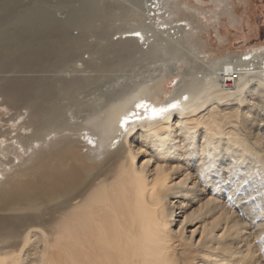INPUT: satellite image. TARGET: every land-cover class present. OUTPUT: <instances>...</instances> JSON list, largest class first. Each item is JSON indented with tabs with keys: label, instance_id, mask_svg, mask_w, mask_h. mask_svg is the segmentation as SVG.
Wrapping results in <instances>:
<instances>
[{
	"label": "bare ground",
	"instance_id": "bare-ground-1",
	"mask_svg": "<svg viewBox=\"0 0 264 264\" xmlns=\"http://www.w3.org/2000/svg\"><path fill=\"white\" fill-rule=\"evenodd\" d=\"M47 1L0 0V70L42 73L0 88L11 105L30 109L26 116L1 104L0 264H264V215L250 219L234 202L264 174V45L217 59L216 50L194 48L203 65L196 60L200 68L166 100V82L150 79L100 109L86 104L83 123L62 103L98 81L76 75L96 50L88 45L84 57L73 29H97L118 14L97 51L112 59L96 67L122 68L203 29L222 46L224 25L240 30L246 21L254 34L247 16L234 14L236 0H60L70 7L63 19ZM163 11L167 24L178 23L174 34L158 21ZM57 69L71 79L45 74Z\"/></svg>",
	"mask_w": 264,
	"mask_h": 264
},
{
	"label": "rangeland",
	"instance_id": "rangeland-1",
	"mask_svg": "<svg viewBox=\"0 0 264 264\" xmlns=\"http://www.w3.org/2000/svg\"><path fill=\"white\" fill-rule=\"evenodd\" d=\"M188 1L193 2V0H188ZM38 2L39 0H23V3L26 6L36 5ZM235 3H236L237 8L234 11V14L240 17L239 21H241V19L243 18L242 16H244L245 19L247 16V19L249 20L250 24L258 28L257 32L252 27L254 34L250 33V30L248 29L249 27L247 26L246 21L244 22L240 30H239L240 26L237 24L236 26L238 29L233 27L232 28L233 30L230 31L228 29L229 31L228 32V31H225L223 27L229 26V25L228 24L224 25L223 27H220L221 28L220 30L222 31L224 35H226L227 40L229 41L225 42L224 46H222V45H219L220 43L218 39L216 38L213 29H210V30L203 29L200 35L198 36L192 35L189 39L190 43H188L189 42L188 41L187 43L181 45L180 48L175 47L174 45L173 46L164 45L163 47L158 48V50L155 51V53L152 55L147 54L146 57H141L139 56V54H137L136 58H134L133 61L129 62L127 65H125L122 68H113L114 66H108L104 68L96 67V66H101L103 64H106L107 60L109 61L112 59L111 56H109V58H104L99 53H97V51L102 49V45H106L107 39L110 37V32L112 31L111 28L113 27L114 21L117 24L120 23L118 21L120 17L118 14L116 15V13H114L115 14L114 15L112 13L111 17L103 19L102 22L100 21L99 27L97 29L95 28H93L92 30L91 29L81 30L78 28L73 29L72 34L74 36H82L85 41V44L83 46V51H82V54L84 55V57L87 58L91 56L88 45H92V47H95L94 50H96V53H94L93 56L97 58V59L95 58V63H93L92 65L91 64L86 65V67L87 66L88 67L85 70H83V68L81 67V69H79V72L76 73V75H78L79 77H89V76L93 77L94 76L98 79V81H97V84H92L90 86L77 88L76 91L73 93L74 95L72 98L63 96L62 103L64 106H66L69 116L72 114V116H75L77 118L76 120L83 123V120L89 115V113L86 110H84V106L86 104L91 107L94 106L95 108L100 109L102 105H104L105 103H108V101H110L111 99L116 98V96L117 97L121 96L122 95L121 93H123L124 95L125 93L133 92L139 84L148 82L150 79H153L155 82L156 81L163 82V83L166 82V84L164 85V87L166 88L165 95L163 96L162 94L160 97L161 99L166 100L165 99L166 95L171 96L173 94V91L174 89L177 88L176 85L179 82L181 77H183V79L188 78L187 80H190V72L193 73V71L196 70V68H200L202 63L193 54L194 48L197 49V51L199 52H209V51L215 52L216 50L215 55L212 56V59H217L218 57L219 58L227 57L228 55L231 57L240 55L244 53L246 50L248 52L253 47L264 45V0H248L247 4H245L243 1H241V3L238 4V1L236 0ZM45 5L47 6V8L49 7L48 9L50 11L52 12L54 11L53 12L54 15L60 19L66 18L70 14V7L68 3L66 2H63L60 0H49L45 3ZM73 6L78 8L80 6V3L78 1H75L73 3ZM226 13H228V11H226ZM183 15L192 17L190 13H186V12ZM230 19H231V16L226 15L222 19V21L229 23ZM245 36L247 37V39H245ZM115 37L116 35L114 36V38ZM143 52L148 53V51H144V50ZM86 60H89V58ZM196 60L199 62L200 66H198V62ZM222 65H224L222 62L218 63V66L214 68L215 71L218 72V75H221L220 71H221ZM192 69L194 70L191 71ZM62 70L63 69H57L55 71L47 72L45 74L49 76H55L57 78L63 77V78L71 79V77H68L66 73H64ZM41 74L42 73L36 72V71L18 73L16 71L7 72L6 70H0V88L4 85V83L9 78H12L15 76H25V77L39 76ZM74 77L75 76H72V79ZM173 95L175 96V94ZM7 98L8 97L6 95H4L3 93H0V120L3 118V114H4V111H3L4 106H1V104H6V106L10 107V109H12V113H16V112L26 113L27 112L26 116H28V114L30 113V109L27 103L20 102V103H17V104L15 103L11 105V103L9 102ZM80 104L83 105L82 109H79ZM51 138L55 139L56 137L52 135ZM87 138L88 137H85L84 139V137H82V139L85 140L84 141L85 143L83 145L90 144V146L93 147V143H91L92 141L90 142ZM87 150H88L87 147L83 148V153L86 154ZM28 156H31V153H28L27 155L23 157L25 159L24 160L25 163H27L28 161ZM101 158L102 157H100L98 161L101 160ZM141 163L142 162H140V164ZM21 170H23V167H19V166L13 169V171H16V172H19ZM22 179L27 180L28 177L22 178ZM257 179L259 180H257L256 183H254L253 185L249 187L251 190L248 189L243 195V197L239 199L240 201L239 200L234 201L235 205L239 208L241 207V209L245 212L246 216L250 219L264 215V200H263L264 199V174L263 175L260 174L259 178ZM257 193L260 196H258ZM250 196L252 197L250 198ZM251 205H253L255 209H258V208L259 209L256 210L255 212V209ZM259 241L261 243L263 242L261 245L263 246L262 248L264 249V233L259 235Z\"/></svg>",
	"mask_w": 264,
	"mask_h": 264
},
{
	"label": "built area",
	"instance_id": "built-area-1",
	"mask_svg": "<svg viewBox=\"0 0 264 264\" xmlns=\"http://www.w3.org/2000/svg\"><path fill=\"white\" fill-rule=\"evenodd\" d=\"M153 1H158V0H153ZM149 7H151L153 11L158 12V9H156L155 5H151V4L149 3V4H148V9H149ZM161 7H163V6H161ZM167 14H168V13L165 12V11H163V12L160 13V14H158L157 16H161V18L158 19V21H159V23L163 24V25L165 26V28L168 27V29L171 30V32H170L171 34H174V33L177 32V30H178V23H177L176 20H172V18H170V19H171V20H170V23H171V24H167L166 21H164V18H163V16H164V15H167ZM118 38H120V37H117V39H118Z\"/></svg>",
	"mask_w": 264,
	"mask_h": 264
},
{
	"label": "snow or ice",
	"instance_id": "snow-or-ice-1",
	"mask_svg": "<svg viewBox=\"0 0 264 264\" xmlns=\"http://www.w3.org/2000/svg\"><path fill=\"white\" fill-rule=\"evenodd\" d=\"M137 35H139V34H137ZM173 107H175V105H173ZM156 110H154V112H155ZM160 112H163L164 111V109H160L159 110Z\"/></svg>",
	"mask_w": 264,
	"mask_h": 264
}]
</instances>
